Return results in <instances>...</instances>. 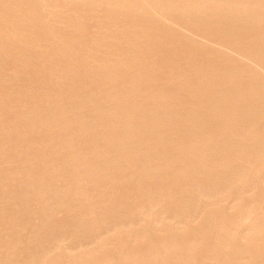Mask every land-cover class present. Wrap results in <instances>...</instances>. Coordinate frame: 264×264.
<instances>
[{
  "label": "bare ground",
  "instance_id": "6f19581e",
  "mask_svg": "<svg viewBox=\"0 0 264 264\" xmlns=\"http://www.w3.org/2000/svg\"><path fill=\"white\" fill-rule=\"evenodd\" d=\"M88 28L91 30L90 33L87 32ZM176 46L180 50V52L177 50L178 53L176 52ZM198 49L201 51L198 52ZM195 52L200 54L198 55ZM47 55L52 57L51 63L53 57H56V60H54L56 62L53 61L50 68L47 67L50 63V57L47 58ZM44 59H46V64ZM36 62L38 64L39 62H41L40 64L43 63L44 69L48 68V71H50L42 72L43 68L39 71ZM47 62L49 63L47 64ZM7 63L10 67L8 70L7 67L6 69L3 68L4 65L7 66ZM30 63H34V65L30 66ZM35 66L37 67L35 68ZM14 67L18 69L17 72H15L16 68L12 71ZM31 67L38 68L39 72L36 70V75L41 72L46 73L44 74L46 76H49V73L50 76H54L57 72L59 75L54 76L55 79L51 78L53 84L58 87L57 91L53 89L54 92L49 88L52 83L43 81L45 79H39L41 75H38L39 80L34 77L37 79V83L34 82V79V81L31 80L32 78L29 77L32 76V71L34 72ZM159 67L162 69L160 68L161 72L157 77ZM28 68L32 69V71L29 70L31 71L30 74L27 72ZM4 69L7 71L6 75L8 76H5V78L3 77L5 75ZM164 70H166L167 78L163 76L166 73L162 74ZM0 71V87L13 84L7 81L10 77L9 72L12 71L13 77L18 76L15 77V80L22 79L21 81L25 82L23 79L26 78V82L33 81L34 85L38 83L44 85L45 82L49 85L47 88L54 92L53 94L46 93V85H44L45 87L41 85H39L40 87H33L35 90L30 86L31 90L29 91L31 94L27 95L30 92L26 91L27 97L24 98L28 104H30L29 100L34 103L31 109L32 112L29 111L28 113L26 107L29 108V105L27 104L25 107V103L22 104L21 102L24 100L25 90L29 89V84L25 82L28 85H20V87H28L27 89L25 87L24 92H21V94L19 91L16 93L15 88L19 89L17 83H14L15 90H12L13 86L9 87L10 90L15 91L13 94H15L16 100H19L22 94L24 95L18 101L20 105L13 101V97H9L13 101L8 102L10 105L14 104L15 108L18 104L16 111L6 101L8 108L4 111L0 110L3 114V118L0 114V119H7L6 123H10L8 118L12 117L10 121L15 123L14 126L12 124L13 128L10 124L11 129L9 130L5 127L1 128L8 130V132L3 130L5 131V133L3 132L5 134V136L3 135L4 138H6L7 133H11L12 137L13 135L16 137L19 132L21 133L18 136L23 133V137H25V132L27 137L29 133L30 135L34 133L36 146L44 145L42 146L44 149L39 146L42 151L38 149L42 153L36 150L40 153L39 157L38 155L35 156L37 153L35 154L33 150L31 153V149L22 146L24 145L23 140H21L22 144L19 146L23 147L24 150L26 149V151L28 149L32 155L34 154L35 162L38 158L40 162L47 160L45 162L47 164L43 162L45 164L43 166L48 168L49 165V169L54 166L55 169L54 167L51 169L61 170L63 174L69 173L66 176L59 173V176L54 171L56 175L53 173V176H58L57 179L53 177L54 180H51V176H45L49 172L48 169H45L46 173L40 171L42 174L45 173L43 176H40L41 173L38 177L34 175L33 180L28 174L33 175L35 172L32 173L26 170L25 167L26 164L32 166L31 164L34 165L35 162L27 163L26 160H29L28 158L31 155L28 154L27 157V152L25 153L23 149L17 148L19 146L15 147L16 150L14 149L13 155L17 159L20 158L19 162L22 164L25 162L24 166H21L23 168H19V171L15 170L16 168L13 170V167H11L13 171L10 169L9 172V165L6 167L5 164L11 162L6 157L7 153L4 148H6L5 143H7V140L11 141V139H7V137V140L4 139L5 141L2 142V138L0 141L5 143L0 144L2 146V148L0 146V150L2 149L6 154L0 151L1 162L5 165H0V173L3 172L5 175L0 176L3 177L4 175L7 180L11 178L10 182H6L14 183H12V189L18 182L19 187L22 188L20 193L23 196L19 194L20 190H18L17 195L19 194L18 197L21 199L24 198L22 199L23 204H21L22 202L16 205L11 203L19 199L15 195L16 189L19 187H15L16 189H13L15 194L13 191H6L13 192L16 197L13 194H6V191L4 195L11 196V198L5 197L6 199L11 200L12 197L16 199L13 198L10 202L8 200L4 201V195L1 194L8 185L0 179V184L6 185L5 188L2 185V191L0 190L3 202L14 204L12 205L14 207L20 205L23 208L26 198H28L25 200L26 203L35 198L36 200H33V202L38 200V203H36L40 204V208L37 209L39 211L35 210L36 207L33 208L36 205L31 204L33 202H28L27 205L31 204L29 205L30 209L32 207L39 217V212H43L44 215L54 212L50 216H55V212L58 213V210L63 208L66 211L70 207L69 209L72 211L76 206L77 209L80 206H78L79 203H74V200L79 199V201L81 200L80 204L83 201L85 203L83 202L81 205L80 211L75 209L76 211L73 210L72 214L69 213L71 216L78 213V219L75 218L77 221L75 219L71 220L74 221L73 223H77L82 218L85 222L92 219L91 223L93 224L89 225L90 227L91 225L95 226V229L92 228L93 226L90 228L86 223V228H84L85 223L81 221L83 227L80 226V229L78 225V230L82 231L84 228L86 231L88 227L90 229H87L90 231L89 234L83 231L87 235L85 237L84 234V237H82L83 234H81V239L78 238L77 232L79 231L75 232L73 228L71 229L73 233L67 232L70 229L63 231V233L59 231L62 234L65 232L70 233L69 235L65 233L66 235L54 234L52 236L51 234L54 232L49 231L51 233L49 235L50 239L47 237V241L40 245L35 240L36 237L33 238L37 231L41 233L40 228H38L41 222L35 223L34 227L37 226L38 229L34 232L36 228L32 229L33 222H31L32 228L30 224V227L28 226L27 222H30L29 214L28 212L23 214V210L22 216L25 215L24 219L21 216L19 218L14 217L19 220L12 222L15 220H11L14 216L12 214H15L19 210L16 208L20 206L15 207L16 212L12 211L10 206L11 210H8L12 214L6 210L9 213V218L10 214L12 215L9 221L12 223L25 221L28 214L26 227L33 230H31L33 237L30 234L31 239L27 234L30 238L27 242L30 243L32 240L34 245L37 242L40 246L39 251L34 255V252L32 253L33 256L30 253L25 254L30 256L29 259L23 257L26 261L22 259L25 261L22 264H65L70 263L72 259L76 263L74 257L77 255L92 253L93 249L99 251L104 247L107 250L106 246L111 239L114 242L117 239L115 245L118 246L116 244L118 242L120 248L116 251L115 249H118V247L115 246L114 250L117 254L115 252V255L112 254L110 258L115 256L119 264H191L192 251H195L193 250L194 247L200 251V245L202 246L201 250L203 247L205 248L202 253L196 251L201 254V264H245L247 260H252L251 262L254 264H264V249L263 246H258L264 238V185L262 186L264 181V0H0ZM161 74L163 80L167 79L169 84L166 83V80L159 81L160 78L162 79ZM156 77L160 78L157 79ZM156 79L158 83H156ZM120 80L122 82L126 80L127 83L122 84ZM22 82L19 81V83ZM33 84L31 85L33 86ZM135 84H138V86L141 84L144 87L140 88L139 86L138 88ZM157 84L159 90L161 88L159 86H163L165 89L168 88L165 87L166 85H170L171 90L168 91L162 87L165 93H159L154 90L156 87L153 86H157ZM2 89L4 91V88L1 87L0 93ZM42 89L46 91L43 90V93ZM10 90L8 89V91ZM90 90H93V92L89 93ZM112 90L114 92L110 94ZM96 92L99 94L98 97L93 94H96ZM1 94V100H8V94L3 97L5 98L7 95L6 99H2L3 93ZM17 94H20V97ZM42 100L47 101L45 103L46 106H50V110L49 106L48 111L44 108L45 103L44 107L39 106L41 103L38 104V102H42ZM145 104H149L148 108ZM39 107L46 109V111H42V109L37 111ZM3 122L5 121L3 120L2 123L0 121V126L1 124L5 125ZM19 123H22L23 126ZM1 129L0 132H2ZM11 130H15L12 132L16 133L13 134ZM39 130H43L41 134H44L45 131L52 130L55 132L56 130L58 131L56 134L59 135H54L56 137L53 138L54 140L48 136L49 140L47 141H45L46 136L41 135L42 139L40 138V141L38 138V135L40 136L38 134ZM36 131H38L37 136ZM177 131H180L182 135ZM173 133L179 134L180 141H178V138H175L177 141L173 140ZM11 136L9 135V138ZM18 136L15 143H20L18 142L20 138ZM29 137L25 140H29ZM161 138L165 142L163 147L160 144L161 147H159L158 142L154 141ZM30 141H32L30 145L34 147L33 140L30 139ZM153 141L157 142L156 148L159 147V149L153 147L156 145L152 144ZM8 143L10 145V142ZM84 144H89L92 148L90 149L87 146L90 150L86 147L83 151L80 148ZM27 146L29 145L27 144ZM46 147H50L53 153L58 152L56 155L59 152H62V155L67 154L63 157L60 154L58 155L59 158L55 157L56 155L51 156V154L52 158H50L49 152H52L50 150L44 151ZM22 150L24 153H22ZM10 151L12 152V150ZM43 153L48 154L49 158L44 154L46 158L43 159V156H41ZM22 157L24 158L22 159ZM25 157H27L26 160ZM55 159L58 160L55 162ZM83 161L86 166L83 165ZM40 162L35 163V165L42 164ZM79 162L83 163V168L78 167L81 170L83 169L82 171L75 170L80 165ZM11 164L10 166H12ZM35 165L32 168H35ZM1 167H6L5 171L8 169L13 177H10L12 176L10 175L6 178L9 173L7 171L5 173ZM24 168L25 171H22ZM1 170L3 171L1 172ZM20 171L22 173L17 175V172ZM128 172L131 173V176L133 172V177L128 175ZM23 173L27 174H24L25 179L24 175L21 177L25 180V183H23L24 180L17 178V176L20 178ZM126 174L135 183V192L131 189L134 193L129 188L134 195H139L140 193L136 192H141L142 188L150 182H155L156 185H152L153 189L150 188L151 191L146 190L145 192L144 189L146 194L144 196L141 194L142 196H137V198L126 194L129 196L127 197L124 193L126 191V193H129V190L125 188V191L123 185V191H121L122 188L119 191L124 192L123 196L125 195L127 198L121 200V203L125 202L128 207L123 209L124 206L120 205L123 208L119 209L123 210L118 211L115 208L119 205L117 196L114 197L113 192L118 194L119 191L116 192V189H114L112 191L113 197L110 196V191L113 189L112 186L118 187L116 185L118 183L120 186L123 183L125 185L126 183L131 184L129 177H127V180L130 182L126 180ZM26 176L30 177H28L29 180L26 179ZM14 177H16L17 180L15 181L17 182H14ZM43 177L44 179L48 177L49 182L45 180L48 185L49 183L51 185L55 180H57L54 182L56 185L62 183L59 187L52 184L51 187L54 186V188L47 189L51 193L49 197H46L48 191L46 190L47 193H45L43 190L49 188L50 185L48 186L43 180H38V178L43 179ZM58 177L59 180L63 181H60V184H58ZM66 177L68 186L64 181ZM19 180L24 187L20 186ZM99 180L103 182L101 184L104 186L112 187L110 191L106 186V188H103L106 193L107 191L108 194L110 192V197L108 196L110 199H116V206L115 203L112 204L114 200L109 199L111 206H114L117 210L116 212L113 210L114 208H111L110 202L106 201L108 198L106 196H102L103 199L106 198L103 201L107 202V206H103L105 202L103 203L102 199L99 198L104 193L102 189L101 195H98L97 191L94 194L89 191L92 197L88 198L87 194L85 195L86 199L83 197L85 191H87L86 193L89 192L85 190L87 187L83 188L81 186L88 185L89 187V183L97 185V183H100ZM96 181L98 182L96 183ZM64 183L65 185H63ZM93 186L95 185L93 184ZM60 188L65 190L61 189V191ZM7 189H11V187H7ZM83 190H85L84 193L80 195ZM95 194L99 197L97 198ZM28 195L33 196L30 197L32 200ZM134 197L135 199H133ZM87 198L89 200L90 198L94 199L89 201ZM1 202L0 200L2 206H7ZM127 202H129V205ZM220 203L227 204L229 207H224V209L229 208L231 211L229 210L226 214L223 209H218ZM216 204L219 205L215 207V210H213L214 207L211 209ZM27 205H24V207L28 208ZM72 205L75 206L72 207ZM108 205L113 211L108 210ZM4 207L3 209L1 207V214ZM209 207L211 210L208 209ZM100 208H102V211ZM92 209L96 212L101 211V214L98 212V217L103 216L104 218L101 217L102 220L95 216L100 224H94L97 219H94L95 212ZM34 210H30L32 212L30 213L31 217L34 214L36 218ZM91 211H93V217L89 218ZM68 212L70 210L66 211V213ZM107 213H109L108 217L105 215ZM200 213L203 215V218H201L203 219L202 224L200 227H194L189 221ZM15 215H19V213ZM4 217L2 223L5 224L6 222L3 221L8 218V215ZM34 217L31 221L36 220ZM44 217H41L43 219L41 224L44 223ZM86 217L89 221L85 220ZM37 219L40 220V217ZM49 219L48 217L45 218L44 226L52 224V217L51 222L48 221ZM69 219L68 221L71 222ZM46 220L49 223L48 225H46ZM81 222L80 225H82ZM9 223H6L4 228ZM73 223L71 222L72 226L70 223L68 225L74 227L75 224ZM64 224L67 229V224ZM189 224L194 228L189 227ZM24 225L20 226L19 224V228ZM1 226L0 235L2 236V234H7L5 231L8 232L6 228L9 225L5 228L6 230L3 229L5 233L1 231V228H3ZM11 226L13 227V225ZM55 226V229L60 230L61 225L59 227H57L58 225ZM62 226L61 228H64ZM69 226L68 228H70ZM20 229L19 231L23 228ZM29 230L26 232L30 233ZM46 230L47 233L48 230ZM45 232L42 233L44 236L46 235ZM159 232L162 235H155ZM137 233L139 235L144 233L145 239L147 238L146 240L143 239L144 242L147 241L145 244L142 241L144 247L139 244L143 248L142 251L138 250L141 251L140 255H137V251L135 250V252L133 249L131 250L135 253H129L130 250H128L127 245L129 239L124 237L127 235L129 237L131 234L137 236ZM39 234L37 235L40 236ZM10 235H7L8 239H11L9 237L12 236L15 239L14 233H10ZM152 235L158 237H155L157 240L152 238L154 237ZM45 238L46 236L43 239ZM240 239L241 242L248 241L242 244ZM5 240L3 238L0 241L2 243H0V246L6 242ZM16 241L20 243L19 239ZM9 242L11 243L10 240ZM12 242H15V240ZM72 242L76 244L70 245ZM21 243H23V240H21ZM262 243H264V240ZM4 245H7L8 249L4 251L2 248L4 246L0 247V264H13L15 260H12L13 256L11 257V255L15 256L17 254L14 250L15 243L12 244L13 246L10 244L13 251H9L11 249L9 244ZM16 250H18V246ZM106 250L105 253L107 251L110 253V249ZM1 251L5 252H2L4 253L3 257H1ZM22 251L19 252L22 254ZM103 252L101 251L102 255H105ZM108 253L106 255L111 254ZM19 255L18 257L21 258V255ZM86 256L89 257V254ZM105 256H102L103 258L96 256L99 260L104 259L103 261L87 260L86 262V257L83 256L85 260H79V263L110 264L108 262L110 258L105 260ZM195 256L194 259L197 258ZM115 259H113V262L116 264ZM64 261L66 262L64 263ZM200 262L198 263L200 264ZM15 263L21 264L18 260Z\"/></svg>",
  "mask_w": 264,
  "mask_h": 264
},
{
  "label": "rangeland",
  "instance_id": "374dc122",
  "mask_svg": "<svg viewBox=\"0 0 264 264\" xmlns=\"http://www.w3.org/2000/svg\"><path fill=\"white\" fill-rule=\"evenodd\" d=\"M89 31L91 32V30L88 28V31H87V32L90 33ZM179 46H180V45H179ZM182 46H183V45H182ZM176 47H177L176 52H177V50L180 52V50L178 49L179 47H178V46H176ZM180 47H181V46H180ZM184 48H185V47H184ZM180 49H182V48H180ZM198 50H199V49H198ZM202 50H203V49H202ZM181 51H182V50H181ZM200 51H201V50H199L198 52H200ZM177 53H178V52H177ZM195 53L198 54L197 52H195ZM199 54H200V53H199ZM199 54H198V55H199ZM48 57H50V56L47 55V58H48ZM47 58H46V59H47ZM51 58H52V57L49 58L50 63L47 62V64L49 63V65H47L48 68H50V65L53 64V61H54V60H56V57H53L54 59H52L53 61H52V63H51ZM46 59H44V61H45ZM32 62H33V61H32ZM55 62H56V61H54V63H55ZM34 63H35V62H34ZM34 63H30V66H32V64L34 65ZM40 63H41V62H39V64H40ZM36 64H37V66H39V67H38V68H39V71H40V69H42V68L44 69V67H43V63L40 64V65H42V66H40L37 62H36ZM45 64H46V61H45ZM8 65H9V64L7 63V66L4 65L3 68L5 67V69H6V67H7V70L10 69V67H9ZM37 66H35V68H36ZM44 66H45V65H44ZM11 67H12V66H11ZM40 67H41V68H40ZM45 67H46V66H45ZM47 67H46V68H47ZM162 67H163V66H162ZM3 68H2V69H3ZM15 68H16V67H14L13 70H12V68H11V70L14 71ZM18 68H19V67H18ZM31 68L34 70V72L32 71ZM31 68H28V69H27V70H28L27 72H28V74H30V72L32 71V73H31L32 76L30 75L31 77H29V78H32L31 80L34 79V80H35V81L33 80L34 82H36V80H37V79L39 78V76L41 75L39 79H41V80H42V79H45V80H43V81H45V82L49 81L50 83L53 84V80H52L51 78L53 77V78L55 79L54 76H56V75L58 76V75H59V74H57V72H56V73L54 72L56 75H54V76H53V75L50 76V73H49V76H50V77H49V76L44 75V74H46V73L43 74V73L40 72V74H38V75H39V76H38V75L35 74V73H37V72H35V71H36L38 68H37V69H34L33 67H31ZM48 68H47L46 70L44 69L43 71H42V70H41V71H42V72L48 71ZM160 68H161V67H159V69H157V70H159V72H157V77L159 76L158 74L161 72L160 70H161L162 68H161V69H160ZM163 68H164V67H163ZM5 69H4V71H3L5 75L3 76V75L1 74L4 78H5V76H7V75H6V72H7V71H6ZM17 70H18V69L16 68V69H15V72H17ZM29 70H31V71H29ZM12 71H10L9 73L11 74ZM19 71H20V69H19ZM37 71H38V70H37ZM39 71H38V72H39ZM49 71H50V70H49ZM49 71H48V72H49ZM162 71H163V70H162ZM165 71H166V70H164V72H162V74H163V73H166ZM0 72H1V71H0ZM167 72H168V71H167ZM7 74H8V73H7ZM10 74H9V76H10V77H9V80H7V81L12 82L13 84H12L11 86H8V85L6 84V85H7L6 87L10 90L9 87H12V86H13V87H12V90H15V89H16V93H17V91H19L20 94H21V92H24L23 89L26 87V86L22 87L24 84H25V85H28V84H29V85H28L29 89H27L28 87H26L25 89H27V90H25L24 94L27 93L26 91L31 90V88L34 89V88H36V86H39V85H41V86H43V87H45L44 85H46V88L49 87V85L45 84V82H44V85H42V83H38V84H35V85H34V84L32 83L33 81H31V82H26V78L23 79V81H25V82L28 83V84H26L25 82H22V81H21L22 79H21V80L18 79V81H17V80H15V77H16V76L13 77L12 75H14V74H13V73H12L11 75H10ZM33 74H35L36 76H35V75L33 76ZM42 74H43V76H42ZM162 74L160 75V77H162ZM47 75H48V73H47ZM45 76L47 77L48 80L45 78ZM163 76H166V78H167V73L164 74ZM7 77H8V76H7ZM17 77H18V76H17ZM17 77H16V78H17ZM34 77L37 78V79H35ZM41 77H42V78H41ZM43 77H44V78H43ZM157 77H156V78H157ZM160 77H159V78H160ZM10 78H12V79H10ZM57 78H58V77H57ZM159 78H157V79H159ZM164 78H165V77H164ZM6 79H8V78H6ZM39 79H38V80H39ZM157 79H156V80H157ZM12 80H13V81H12ZM160 80H161L162 82H163L164 80H166V83H167V79H164V80H163V77H162V79L160 78L159 81H160ZM15 81H17V82H15ZM19 81L22 82V83H19ZM28 81H30V80H28ZM43 81H42V82H43ZM54 81H55V80H54ZM120 81H121V80H120ZM123 81H124V78H123ZM49 82H48V83H49ZM121 82H122V81H121ZM162 82L159 83V84L161 85ZM14 83H17V84H18V85L16 84L17 87L19 86V89H18V90H17V88L14 89V86H15ZM36 83H37V82H36ZM118 83H120V82H118ZM124 83H127L126 80H125V82H122V84H124ZM156 83H158V80H157ZM164 83H165V82H164ZM31 84H33V86H32ZM52 84H50V87H49V88L52 89V90H53V89H56L55 91H57L58 87L55 86L54 84H53V85H52ZM167 84H169V83H167ZM0 85H1V84H0ZM9 85H10V84H9ZM20 85H22V86H21L22 89H20V88H21ZM135 85H136V84H135ZM155 85H156V84H155ZM155 85H153L154 87H156V88H154V90L157 91V92H159V93L161 92L162 94L165 93V90H168V91H169V89H170V85H169V86L166 85L165 87H168V88H166V89H165L163 86H159V87H161L160 90H159V88H157V87H158V84H157V86H155ZM163 85H164V84H163ZM30 86H31V88H30ZM51 86H52V88H51ZM54 86H55V88H53ZM120 86L124 87L123 85H120ZM136 86H137L138 88H139V86H140V88H141V87H144V86H141V84H140L139 86H138V84H137ZM1 87L4 88V91H3V89H2L3 92L1 91V93H3V96H2L1 98H2V99H6V96H7V95L5 96V98H3V97H4L5 94H8V96H7L8 100H7V99H6V100H1V99H0V101H1V104H0V105H2L1 108H0V110H3V111H4L6 108H8V105H7L8 102H13V101H14L15 103H18V104L20 105V102H18V101L21 100L20 98H21L22 95H24V94H22L21 97L19 96L20 94H19V95L17 94L18 97H20V98H19V100H16L15 97H14L15 94H13V92L15 93V91H12V90L8 91V89H7L4 85H2ZM1 87H0V90H1ZM33 87H34V88H33ZM39 87H40V86H39ZM43 87H41V88H43ZM162 87H163L165 90H164ZM5 88H6L7 90H6ZM118 88H119V86H118ZM50 89L47 88V91H46L45 89H42V92L44 93L43 90H45L46 93L53 94L55 91H54V90H53L54 92H53V91H50ZM126 89H127V87H126ZM157 89H158V90H157ZM162 89H163V90H162ZM22 90H23V91H22ZM34 90H35V89H34ZM48 90H49V91H48ZM113 90H114V89H113ZM113 90L110 91V94H113V93H112V92H114ZM124 90H125V89H124ZM161 90H162V91H161ZM170 90H171V89H170ZM115 91H116V90H115ZM163 91H164V92H163ZM5 92H6V93H5ZM29 92H30V91H29ZM33 92H34V91H33ZM90 92L92 93L93 90H90L89 93H90ZM1 93H0V96L2 95ZM4 93H5V94H4ZM46 93H45V94H46ZM9 94H10V95H9ZM28 94L30 95L31 92H30V93H27V95H28ZM93 94H94L96 97H98V95H99V94H97V92H96L97 95H96L95 93H93ZM12 95H13V96H12ZM27 95L25 94V95L23 96V98H24V97H27ZM10 96L13 97V101H12V99H9ZM95 96H94V97H95ZM16 97H17V96H16ZM23 98H22V100H23ZM14 99H15L17 102H16ZM26 99H27V98H26ZM5 101H6L7 103H5ZM23 101H24V102H23ZM23 101H22L21 103H22V104L25 103V107H26L27 104H28V102H26L27 100H25V98H24ZM3 102H4V103H3ZM31 102H32V101H31ZM31 102H30V100H29V103H30V104H28V105H29V108H30V105L32 104L30 110H28V109H29L28 106L26 107L28 113H29V111L32 112L31 109L33 108V103H34V102H33V103H31ZM42 102H43V103H42ZM42 102H38V104L41 103V104H39L40 107H41V105L43 106L44 103L47 102V101H46V100H45V101L42 100ZM2 103L5 104L6 106L3 105ZM8 104H9V103H8ZM11 104H13V103H11ZM18 104H16L17 107H18ZM22 104H21V105H22ZM38 104H36V105H38ZM149 104H150V103H149ZM149 104H145L146 108H148L147 106H149ZM9 105H10V104H9ZM13 105H14V104H13ZM13 105H10V106H12L11 108H13L14 110L17 109V107L15 106V108H14ZM36 105H35V106H36ZM46 105H47V104L45 103V107H44V106H43V107L46 108L47 111H48V106H49V105H48V106H46ZM10 106H9V107H10ZM40 107L38 108V110H37V109H36V110H37V111H40V109H42V111H46V109H44V108H40ZM2 108H4V109H2ZM35 108H37V107H35ZM43 109H44V110H43ZM50 109H51V108H50V106H49V110H50ZM15 111H16V110H15ZM3 113H4V112H3ZM33 113H35V111H33ZM42 113H43V112H42ZM0 114H2L1 111H0ZM4 114H5V113H4ZM31 114H32V113H31ZM0 116H1V115H0ZM11 116H12V115H11ZM1 117L3 118V114H2ZM5 117L7 118V116H5ZM5 117H4V118H5ZM8 117H9V116H8ZM10 118H11V120H12V117H9V118H8V120H9L10 123H6V120H7V119H0L1 123H2L3 120L5 121V122H3V124H5V125H2V124H1L0 129L3 128V127H5L6 129L9 130V129H11L10 124H11V126H12V124H13V126H14L15 123H13L14 121H10ZM98 121H99V120H98ZM7 122H8V121H7ZM19 124H20V123H19ZM6 125H7V127H9V128H7ZM20 125L23 126L22 123H21ZM13 126H12V128H13ZM5 128H4V129H1L2 132H0V134L3 133V132L5 133V131L8 132V130H6ZM3 130H5V131H3ZM22 130H23V129H22ZM25 130H26V129H25ZM12 131H15V130H11V132H12ZM23 132H25V131H23ZM47 132H48V134H49V133H50V134H49V135H48V134L46 135ZM56 132H58V131L55 130V132H53L52 130H49V131H45V132H44L45 135H44V134H41V133H43V130H42V131L39 130V133H38V131H36L35 133H36V136H37V133L40 134V136H41V135H42V136H46V137H45V138H46L45 141H47V140H49L50 137H51L52 139H53V138L55 139V138H56L55 136L57 135ZM71 132H72V130H71ZM177 132H179V134L181 133L180 131H177ZM177 132H176V133H177ZM4 133L0 135V138H1L0 140H2V138H3L2 142L5 141V140H7V139H11V141H13V142H11L10 140H7V143L4 142V143L6 144V148L3 147L4 149H6V150H4V151H5L7 154L9 153L8 155H10V156H8L5 152H3L2 149L0 150L1 152H3V153L6 154V157H7V158L9 159V161L12 163V164L10 163L12 166H10V164H8L9 162H8L7 164H5L6 167H8V165H9V167H10V168L8 167L9 172L12 170L11 167H13V170L16 168L15 170H18V171H19V170H20L19 168H23V167H21V166H24V163H25V162H23V164H22L21 162H19V161H20V158L17 159V157H15V156L13 155V151L16 150L15 147H17V146H19V145L22 144V143H21V140H23V142H24V143H23L24 145H22L23 147L25 146L26 148L28 147L29 150L31 149V150H30L31 153H32V150L35 152V154L37 153L35 156L38 155V157H39L40 153H42V152H40V151H42V150L39 149V148H40L39 146H41V145H39V146L37 145V146H38V147H37L36 144H35L36 140H35V136L33 135L34 133L32 134L34 137H33L32 135H30V133L28 134L30 137L32 136L31 138L28 136V137H29V140H25V138L28 139V137L26 136V134H27L26 132H25V137H23V135H22L23 133L21 134L22 136H21V135L18 136V134H20L21 132H19L18 134H16V137H17V136H18V138L20 137V138H19V141H18V142H20V143H15L17 138L14 137L13 134H15L16 132H12V133H13L12 135H13V137L15 138V140H14V138L11 136V133H10V134L7 133L8 135L6 134V138L8 137L7 139L4 138V136H5ZM176 133H175V134H176ZM175 134L173 133V136H174ZM179 134H176L174 137L172 136V138H173L174 141L176 140L175 138H178V141H180V140H179V138H180ZM3 135H4V136H3ZM9 135L11 136L10 138H9ZM54 135H55V136H54ZM58 135H59V134H58ZM58 135H57V136H58ZM180 135H182V133H181ZM2 136H3V137H2ZM40 136L38 135V138H39V139H40V138L42 139V136H41V137H40ZM48 136H49V138H48ZM53 136H54V137H53ZM185 136H186V135H185ZM21 137H22V138H21ZM181 137H182V136H181ZM186 137H187V136H186ZM12 138H13V139H12ZM33 138H34V139H33ZM38 138H37V141L39 140ZM51 138H50V139H51ZM4 139H5V140H4ZM30 139L33 140V142H34V140H35V142H34L33 145H34V147H37V148L33 149L34 147H32V146L30 145V144H32V141H30ZM41 139H40V141H41ZM43 139H44V138H43ZM54 139H53V140H54ZM181 139L183 140V137H182ZM24 140H25V141H24ZM162 140H163V138H161V139H156V140H154V141H157V142H158V143H157V142H156V143L158 144L159 147H161V146L163 147V146H165V142L162 141ZM26 141H27V142H26ZM42 141L45 142L44 140H42ZM154 141L152 142L153 145L156 144ZM176 141H177V140H176ZM2 142L0 141V144H1V145L4 144V143H2ZM8 142H10V145H9ZM29 142H31V143H29ZM52 143H55V142H52ZM162 143H163V144H162ZM176 143H177V142H176ZM16 144H17V145H16ZM27 144H28L29 146H27ZM55 144H56V143H55ZM157 144L154 145L153 147L156 148V147H157ZM159 144H160L161 146H160ZM1 145H0V146H1ZM8 145H9V146H8ZM15 145H16V146H15ZM3 146H4V145H3ZM42 146H44V145L42 144ZM42 146H41V148H42ZM84 146H85V147H84ZM87 146H88L90 149L92 148V146H89V144H84V145L82 146L83 149L80 148L81 146H80L79 148H80L81 150L84 151V149H85ZM9 147H10V148H9ZM23 147L21 148V146H19V147H17V148H20V149H23V150H24ZM88 147H87L86 149H89ZM159 147L156 148V149H159ZM1 148H2V146H1ZM46 148H48V149H46ZM46 148H45L44 151H49V150L51 151L50 147H46ZM79 148H78V149H79ZM14 149H15V150H14ZM20 149H17V150L21 151ZM28 149H27V151H26V149H25L24 151H25V153L27 152V154H26L27 157L29 156L28 154L31 155L28 159H29V160L32 159V160H31V161L26 160L27 157H25V160L27 161V163L30 162V164H31L32 161H33V162L36 161V158H34V157H35L34 154L32 155L31 153H29L30 151H29ZM38 149H39L40 151H39ZM42 149H44V148H42ZM90 149H89V150H90ZM8 150H9V152H8ZM10 150H12V152H11ZM23 150H22V153H24ZM36 150H38L40 153H39L38 151L36 152ZM85 151H87V150H85ZM51 152H52V151H51ZM54 152H55V151H54ZM10 153L12 154V156H11ZM38 153H39V154H38ZM46 153H48V152H46ZM46 153H43V154L41 155V156H43V159L46 158V155L48 156V154H46ZM56 153H58V152H55V153H53V152L50 153V152H49V156H50L51 154H52L51 156H55ZM64 153H65V152H64ZM44 154H46V155H44ZM60 154H61V155H60ZM66 154H67V153H66ZM66 154H63V155H62V152H59V154H57L55 157H58V155H60L61 157H63V156L66 155ZM0 156H1V155H0ZM33 156H34V157H33ZM41 156H40V158H41ZM49 156H48V158H49ZM51 156H50V158H52ZM9 157H11V158H9ZM13 157H15V158L12 159ZM55 157H54V158H55ZM0 158H1V157H0ZM23 158H24V157H22V159H23ZM48 158H47V159H48ZM54 158H53V159H54ZM58 158H59V157H58ZM5 159H6V158H5ZM10 159H11V160H10ZM22 159H21V161H22ZM13 160H14V161H13ZM38 160H40V159L38 158ZM38 160H37V162H40V161H38ZM56 160H58V159H55L54 161L56 162ZM23 161H24V160H23ZM86 161H87V160H86ZM0 162H1V159H0ZM33 162H32V163H33ZM37 162H35V163H37ZM43 162H44V160H43L42 162H40V163H42V164H40L41 166H40L39 164H36V165H35V163H34L36 169H35V168H32V167H34L33 164H31L32 166H30L29 164H26V165H27V166L25 165V166H26V167H25L26 170L31 171L32 173L35 172L36 174H35V173H33V175H32L31 173L28 174L27 171H26V173H27L29 176H31V178L33 179V178H34V175H36V177H38V175H39L41 172L45 171V169H46V170L48 169V171H49V172L47 173L48 175L45 174L47 171H45V173H43V174H45V176H49V177L51 176L50 179L52 180L53 177H54V176H53V173H54V171H56V170L51 169V168L54 167V166H52V167L50 166V167H51L50 169H49V165H48V168L45 167V166H43V165L47 164V163H45V162H47V160H45V162H44L45 164H43ZM51 162H52V159H51ZM51 162H49V163L51 164ZM20 163H21V164H20ZM49 163H48V164H49ZM83 163H84V164H83ZM83 163H82V164H83L84 166H86V163H85L84 161H83ZM89 163H90V161H89ZM79 164H80L81 166L78 165V164H77L78 166L76 165L77 167L75 166V167H76V168H75L76 171H77V170H79V171H82V170H83V169L81 170V169L78 168V167H81V168L84 167L80 162H79ZM0 165L3 166L4 164H2V162H1ZM5 165H4V166H5ZM28 165L30 166V168H29ZM38 165H39V166H38ZM51 165H53V164H51ZM87 165H88V164H87ZM19 166H20V167H19ZM36 166H37V167H36ZM6 167H5V168H6ZM1 168H3V167H1ZM5 168H3L4 172L6 173V171H7V173H9V172H8V169H6V171H5ZM25 168H24L23 170H22V169H21V170H22V171H25ZM31 168H32L33 170H32ZM77 168H78V169H77ZM10 169H11V170H10ZM54 169H55V167H54ZM3 170H1V172H2ZM13 170H12V171H13ZM37 170H38V171H37ZM41 170H42V171H41ZM50 170H51V171H50ZM70 170H71V169H70ZM22 171L17 172V175H18V174H21ZM40 171H41V172H40ZM130 171H132V170H130ZM130 171H129V172H130ZM133 171H134V170H133ZM15 172H16V171H15ZM15 172H14V173H15ZM38 172H39V173H38ZM57 172H58V173H57ZM65 172H67V171H65ZM65 172H64V173H65ZM126 172H127V171H126ZM129 172H128L127 174L131 176V173L129 174ZM12 173H13V172H12ZM59 173H60V174H63V172H62L61 170H59V171L57 170V171H56V174L59 175ZM2 174H4V173H3V172L0 173V175H2ZM24 174H25V173H23L22 176H20V178H19V176H17V175H16V176H17L18 179H22V181H23V180L25 179V175H27V174H25V175H24ZM43 174L41 173L40 176H41V175L43 176ZM54 174H55V173H54ZM56 174H55V175H56ZM66 174H67V173H66ZM66 174H63V175L66 176ZM127 174L125 175L126 180L128 179L127 177H129V176H127ZM4 175H5V174H4ZM4 175H3V177L0 176V177H1L0 179H2V181H5L4 184L8 185V186H7L8 188L11 187V189H12V185H13L14 183H13V182L8 183V182L11 181V180H10L11 178H8V177H9L10 175H12V174L9 173L8 176H7V174H6V176H7L6 178H8L10 181L7 180V179H5V178H4ZM23 175H24V179L21 178V177H23ZM58 175H57V176H58ZM63 175H61V176H63ZM67 175H69V173H68ZM14 176H15V175H14ZM29 176H28V177H29ZM40 176H39V177H40ZM45 176H44V177H45ZM57 176H55L56 178H55V177H54V178L57 179ZM59 176H60V175H59ZM10 177H13V175L10 176ZM28 177L26 176V179H27ZM44 177H43V179H39V178H38V180H43V181L46 180L47 182H49V181H48V180H49L48 177H47V179H46V178L44 179ZM131 177H133V172H132V176H131ZM131 177H129V180H130V181H131V179H130ZM14 178H15V179H14ZM14 178H13V179H14V182H17V181H15V180H17L16 177H14ZM29 178H30V177H29ZM29 178H28V180H29ZM40 178H42V177H40ZM61 178H62V177H61ZM63 178H64V177H63ZM63 178H62V179H63ZM3 179H5V180H3ZM35 179H37V178H35ZM33 180H34V179H33ZM53 180H54V179H53ZM58 180H59V177H58ZM66 180H67V177L64 179V181L66 182ZM124 180H125V179H124ZM132 180H133V179H132ZM0 181H1V180H0ZM6 181H8V182H6ZM26 181H27V180H26ZM46 181H45V183L48 185V183H47ZM55 181H57V180H55ZM55 181H53V183H52V181H50V182L55 186V185H56V184H54ZM60 181H61V180L58 181V184H60L61 182H63V181H61V182H60ZM127 181H128V180H127ZM130 181H128V182H130ZM19 182H20V180H19ZM97 182H98V181H96V183H97ZM99 182H100V183H97V185H96L95 183H91V184L89 183V187H90V188L88 187V185H87V186L82 185L81 187H83V188H84V187H87L85 190H88V192H89V191H92V192H93V193L91 192L92 194H94V192L96 193V191H97V194H98V195H99L100 193H102L101 191L103 190L104 193H103L102 195L100 194L101 197L98 196L99 198L102 199V202H103V203L105 202V201H103V200H106V198L103 199L102 196H104V197H105V196L108 197L109 194H110V192H111L110 196H112V191H113L114 189H116V192H117V191L120 190V188H122L121 191H123V185H124V190H125V191H126L125 188H127V190H129V188H130V190H131V189L134 190V187H135V185H134V184H135L134 181H133V182L131 181V182H130V183H131L130 185L127 184V183H126V185H125V183H123V184H121L122 186H120L119 183H118V184H116V185H118V187H117V186H112L113 189H112V187L109 188L110 186L108 187V186L105 185L106 187H108L109 191L112 189V190L109 192V194H108V191H107V193H106V191H105L104 188H103V187H105V186H104L103 184H101V183H103V182H102L101 180H99ZM263 182H264V181H263ZM263 182H262V186L264 185ZM12 183H13V184H12ZM23 183H25V180L23 181ZM23 183L20 182V184H21L20 186H21V187H24ZM56 183H57V182H56ZM16 184H17V186H16ZM16 184L13 186L14 188H15V187H17V188L19 187L18 182H17ZM52 184H51V185H52ZM61 184H62V183H61ZM61 184H60V185H61ZM93 184H94L95 186H93ZM100 184H101V186H100ZM132 184H133V185H132ZM153 184H154V185H153ZM166 184H167V183H166ZM2 185H3V183L0 184V188H1L0 190H1V191H2V188H3V187L5 188V186H6V185H3V187H1ZM49 185H50V183H49ZM49 185H48V186H49ZM51 185H50L49 188H46V189L43 188V187H45V186L43 185L42 188L45 189V190H43V189H42V190L45 192L47 189H50V190H51V188L53 189L54 186L51 187ZM60 185H56L55 187H57V186L59 187ZM63 185H65V183H64ZM66 185H67V182H66ZM112 185H113V184H112ZM152 185L155 186L156 183H155V182H154V183H153V182H150V184H146V186H145L144 188H142V191H141V192H138V191L136 192V193H140L139 195H137V194L134 195V194H133V193L135 192V190H134V192L131 190L133 193H132L130 190L128 191L129 193H126L127 191H126L125 193L119 191L120 193L118 192V194H117V193L115 194V193L113 192L114 197L117 196L116 198H117V201H118V202L116 201V199L111 198L112 200H114V202L112 201V202H113L112 204L114 205V203H115V206H116L117 203H118L119 205L116 206L115 208H116L118 211L123 210V209L127 208L128 206L126 205L125 202H123V203H125V204L121 203V202H122L121 200H126L125 198H127V197H129V196H131V197H132V196H135L136 198H137V196H140V197H141V196H142L141 194H143V196H144V194H146V193H145L146 190L151 191V189H153V188H152V187H153ZM67 186H68V185H67ZM98 186H99V188H98ZM150 186H151V187H150ZM7 187H6L5 189H3V190H4V191H2L3 193L0 192V194L2 193V194H1L2 196L4 195V192H5L6 190H8V191H9V190H10V191H13L14 194H15V191H14V190H15L16 188H15V189L13 188L14 190H13V189L11 190V189H7ZM46 187H47V186H46ZM61 187L63 188L64 186H61ZM81 187H80V189H81ZM92 187H93V189H92ZM101 187H102V188H101ZM106 187H105V188H106ZM114 187H116V188H114ZM62 188H60V190H61ZM64 188H65V187H64ZM117 188H119V189L117 190ZM150 188H151V189H150ZM263 188H264V186H263ZM20 189H22V188L19 187L18 189H16L17 191H16V194H15V195L17 196V198H19L18 196H19V194H21V193H20V192H21ZM101 189H102V190H101ZM144 189H145V192H144ZM18 190H20V191H19V194L17 195ZM50 190H49V191L47 190L48 193L45 192V193H47V196H46V197H49V195H51ZM62 190H65V189H62ZM62 190H61V191H62ZM85 190H83V192H82L80 195H82V194L84 193ZM99 190H100V192H99ZM6 192H7V191H6ZM6 192H5V193H6ZM13 192H12V193L7 192L6 194H8V195L10 194V195H11V194H13ZM44 192H43V193H44ZM86 192H87V191H85V193H84V196H83L84 198H85V195H86V194H87L86 196H88V198H89V197H92V194H90V192H89V193H86ZM142 192H143V193H142ZM45 193H44V194H45ZM121 193H122V194H121ZM123 193H124L125 195L128 194L129 196H128V195H126L127 197H126L125 195L123 196ZM14 194H13V196H14ZM89 194H90V195H89ZM97 194H95L96 197H97ZM106 194H107V195H106ZM132 194H133V195H132ZM21 195H22V194H21ZM21 195H20V197L23 196V195H22V196H21ZM115 195H116V196H115ZM121 195H122V196H121ZM2 196H0V197H1L0 200L3 202V199H4L5 197H7V195H6V196L4 195L3 199H2ZM16 196H14V197H16ZM28 196H29V195H28ZM93 196H94V195H93ZM110 196H109V197H110ZM119 196H120V197H119ZM8 197L11 198V196H8ZM8 197H7V198H8ZM14 197H12L11 200H13ZM30 197H33V196H29V198H30ZM51 197H52V196H51ZM79 197H80V196H79ZM79 197H78V198H79ZM81 197H82V196H81ZM98 197H97V198H98ZM109 197H108L107 200H106L107 202H110V201H109V199H110ZM112 197H113V196H112ZM121 197H122V198H121ZM135 197H134L133 199H135ZM140 197H138V198H140ZM84 198H82V199H84ZM88 198H87V200H89ZM118 198H119V199H118ZM14 199H16V198H14ZM19 199H20L21 201L18 202L17 200H19ZM19 199H16L17 202L14 200V201H12L11 203H15V205H16L17 203L19 204L20 202L23 201L22 199H24V198H22V199L19 198ZM27 199H28V198H26L25 200H27ZM30 199L32 200V198H30ZM76 199H77V198H76ZM85 199H86V198H85ZM91 199H94V198H90V200H91ZM101 199H100V200H101ZM111 199H110V200H111ZM7 200H8L9 202L11 201V200L6 199V198H5L4 201H7ZM25 200H24V205H27L28 202L31 203V202H33V200H36V199L33 198L32 201H27V203L25 202ZM90 200H89V201H90ZM37 201H38V200H37ZM37 201H34V202L31 203V204H34V205L36 204L35 206H33V205H32V206H33L34 209H35V207H36V209H35L36 211H39V210H37V209L40 208V207H39L40 204H37V203H38ZM77 201H78V202H77ZM77 201L74 200V203H75V202H76V203H79V205H78V204H77V205L80 206V207H81V205L83 204V202L85 203V201H83V200H82V201H83L82 204H80V201H81V200L79 201V199H77ZM2 202H1V203H2ZM9 202H6V203L3 202V203L5 204V206L7 205L6 207L2 206L3 204H0V205H1V206H0V211L3 209V207H4V210H5V211L3 210L2 214L0 213V219H1L0 222L2 223V220H3L2 218H3L4 216L6 217V216L8 215V218H7V219L4 217L5 219H4L3 222H6V223H9V222H10L9 224L6 225V227H7L8 225H9V227H10L11 225H13V227L11 226V227H10L11 229H10L9 227H8V228L5 227V228L8 230V232H9L10 230H11V232L8 233L7 231H5L7 234H4V235L1 233L2 236H4L3 238L6 239V240H5L6 242H5V241H2V242H5V243H3V245H2V246H4V247H2V246H0V247H2L3 250L5 251L6 249H8V246H7V245H4V244H9V247H11V246H13L12 244L15 243V245H14V246H15V247H14V250H15V253L17 252V254H16L17 257L15 258L16 255H15V256H14V255H11V257L13 256V259H12V260H15V261H13V264H18V263H15L16 260H18V262L22 264V263H24V262L26 261L23 257H25V258L27 257V258H28L30 255H32L33 252H34V253H33V255H34L37 251H39V250H40V246H38V243L41 245V243H44L45 241H47V237H49V235L51 234V233H50L51 231L54 232L53 234H51L52 236H53L54 234H61V235H64L65 233H66L67 235H69L70 233H67V232H72V233H73V231L71 230L72 228H73V230H75V232H77V230L79 229L80 226L83 227V224H82L81 221H83V223H85V224H84V228H86V223H88V225H89V224H93V223H91L92 219H91V221H89V220L87 219L88 217H86L85 220H88L89 222H85L83 218H82V220H80V222H81L82 225H80L79 220H78L77 223H73L74 221H72V220H74L75 218L78 217V215H77L78 213L76 212L77 214H76V215H73V216H71L69 213L72 214V213H73L74 211H76L77 209H78V210L80 209V207L76 209V206H75L76 204H75V205H72V207L75 206V209H76V210L73 208L72 211H71V209H69V208H70V207H69L68 210H66V211H69V210H70V212L66 213V211H65L64 208H63V209L58 210V211H59L58 213H57V211H56V212H55V216H54V215H53V216H50V215H51L52 213H54V212H52L51 214H48L49 216H48V215H44L43 212H41V213L39 212V214H40V216H39V217H40V220H39V219H37V218H39V217H38V214L35 213L36 211H35L34 209H32V207H31V209H30V206H29V205H31V204L27 205V206H29L28 208H25L24 205L22 206L23 208H21L20 205L15 206V207L20 206V207L16 208L17 210L19 209V210L16 212L15 207L12 206V205H14V204L11 205ZM36 202H37V203H36ZM107 202H105V204H104L103 206H105V205L107 206V204H106ZM116 202H117V203H116ZM25 203H26V204H25ZM39 203H40V202H39ZM74 203H72V204H74ZM86 203H87V202H86ZM9 204H10V205H9ZM21 204H23V202H22ZM108 204H109V203H108ZM112 204H111V202H110V206H111ZM127 204L129 205V202H127ZM220 204H221V205L218 204L219 207H220V208H218V209H223V210L226 212V214H228V211H229L230 209H229V208L226 209V210L224 209V207L227 208L228 205H227V204H226V205H223L222 203H220ZM120 205H123L124 208H123L122 206H120ZM218 205L216 204L215 206H212L211 209H213V207H214L213 210H215V207H217ZM10 206H11L12 211L16 212L15 214L19 213V215L12 214L11 211L9 212L8 209H10ZM110 206L108 205V210H112V209L114 208V206H111V208H112V209H111V208H109ZM1 207H2V209H1ZM8 207H9V208H8ZM12 207H14V208H12ZM38 207H39V208H38ZM72 207H71V208H72ZM228 207H229V206H228ZM24 208H25V209H24ZM103 208H104V207H103ZM115 208H114L113 210L116 212L117 210H115ZM119 208H123V209H119ZM230 208H232V207H230ZM11 209H10V210H11ZM13 209H15V210H13ZM29 209H30V210H34L33 212L35 213L36 218L34 217V214H33V217L36 219L35 221H31L33 217H31V213H32V212H31ZM65 209H66V208H65ZM208 209H210V207H209ZM211 209H210V210H211ZM6 210H7L9 213H11L12 215H14V216H12V215L10 214V218H11V216L13 217V218H11V220H13V219H15V218H17V217L19 218L20 216L24 219L25 215L22 216V212L24 211L23 214H26L25 212H28V214H29V216L31 217V219H30V217H29L28 214H27V216H28V218H29V220H30V222H27V224H28V226H29V224H30V226H31V228H32L31 222H33V228H32V229H34V228L37 227V226L34 227V225H36V224H35L36 222L40 221V222L42 223L41 220H43L42 218H43L44 216H47L48 219L50 218L48 221H50V220H51V217H52L53 220H51V221H53L52 224L54 223V225L47 223L48 221L46 220V223H47L46 225L49 224L50 227H49V226H44V225H45V218L47 219V217H44V221H43V222H44V223H43L44 225L41 224V223H39V226H41V227L38 226V228H40L41 233L39 232V233H40V234H39L38 231H37V234H39L40 236H38V235L35 233L36 235H35L34 238H33V239H35V237H36L35 240L38 242V243L36 242L35 245H34V241H32V240L30 241V243H29V241L27 242V240H30V238L32 239V237H33V236H32V234H33L32 231H33V230H32L31 228H29L30 226H29V227H26V221L28 220V219H27V216H26V218H25V219H26L25 221H24V220H21V221L18 222V223L20 224V226L23 225V224H25L24 226H25L26 228L30 229V230H29L30 233H27V232H26L28 229L26 230V228H25L24 226L20 227L21 229H22V228L24 229V230H23V229L21 230V229L19 228V224H18V223H12V222L17 221V220H19V219H15V220H13L12 222L9 221V220H10V218H9V213L6 212ZM20 210H21V211H20ZM22 210H23V211H22ZM25 210H27V211H25ZM28 210H29V211H28ZM61 210H62V211H61ZM73 210H74V211H73ZM92 210L95 212L94 215H93V216H94V219H97V218H95V216L98 217V214H99V213L101 214L102 208H100L101 211H98L99 213L95 211V210H97L96 208H95V210H94V209H92ZM98 210H99V208H98ZM113 210H112V211H113ZM79 211H80V210H79ZM93 211H91V216H89V218L93 217V216H92ZM230 211H231V210H230ZM30 212H31V213H30ZM263 212H264V209H263ZM20 213H21V214H20ZM3 214H5V215L3 216ZM42 214H43V215H42ZM95 214H97V215H95ZM102 214L104 215V212H103ZM107 214H108V215H107ZM107 214H105V215L108 217V216H109V213H107ZM263 214H264V213H263ZM67 215H68V216H67ZM69 215H70L71 217H73V218H71ZM89 215H90V213H89ZM1 216H2V217H1ZM66 216H67V220H66ZM81 216H82V215H81ZM14 217H15V218H14ZM41 217H42V218H41ZM101 217L104 218L103 216H101ZM101 217H98V219H101ZM69 218H70V219H69ZM201 218H203L202 213H200V214H196V216H194L193 218H191L189 222H190V224L193 225L194 227H200L201 224H202V221H203V219H201ZM263 218H264V215H263ZM20 219H21V218H20ZM68 219H69L73 224H75L74 227L76 226V228H74V227H70V226L68 225L69 223L71 224V222H69ZM71 219H72V220H71ZM77 219H78V218H77ZM98 219H97V221H96V220H95V221L93 220V221H94V224L97 225V223L100 222V221H98ZM33 220H34V219H33ZM75 220H76V219H75ZM101 220H102V219H101ZM22 221H24L25 223L22 222ZM51 221H50V222H51ZM54 221H55V222H54ZM76 221H77V220H76ZM76 221H75V222H76ZM21 222H22L23 224H22ZM95 222H96V223H95ZM189 222H188V223H189ZM191 222H192V223H191ZM1 223H0V226H1ZM6 223H5V224H6ZM64 223L67 224V229L65 228V224H64ZM5 224L2 223V226H3V228H1V229H2L1 231H2V232H4L3 229H5V228H4ZM10 224H11V225H10ZM40 224H41V225H40ZM56 224H57L58 226H57ZM63 224H64V225H63ZM99 224H100V223H99ZM190 224L188 225L189 227H191ZM14 225H15V226H14ZM55 225H56L57 227H59V225H61V226L63 225L62 227H64V228H61V226H60V228H59L60 230H58L57 228H56V229L54 228ZM78 225H79V227H77ZM88 225H87V226H88ZM2 226H1V227H2ZM43 226H44L45 228H44ZM51 226L53 227V229H52ZM56 226H55V227H56ZM68 226H69L70 228H68ZM71 226H72V224H71ZM92 226H93V227H92ZM188 226H187V229L189 230V227H188ZM42 227H43L44 229H43ZM47 227L50 228L51 230L48 229ZM89 227H90V225H89ZM89 227H88L87 229H89ZM91 227L94 228L95 226H94V225H91ZM91 227H90V228H91ZM194 227H191V228H194ZM14 228H15V229H14ZM18 228H19L21 231H19ZM38 228H36V229L34 230V232H36V230H37ZM77 228H78V229H77ZM84 228H83L82 231H81V230H78L79 232H77V233H78V238H79V239H81V236H82L81 234H83L82 237H84L85 232H86V233H88V232L90 233V231H89L90 229H89V230L86 229V231H85ZM6 229H5V230H6ZM9 229H10V230H9ZM46 229H47L48 231H47ZM62 229H63V230H62ZM68 229H70V231H69ZM80 229H81V227H80ZM94 229H95V228H94ZM185 229H186V228H185ZM187 229H186V230H187ZM13 230H14V232H13ZM31 230H32V231H31ZM43 230H44V231H43ZM45 230L47 231V233L45 232ZM65 230H68V231L65 232L64 234H62L63 231H65ZM91 230L93 231V229H91ZM49 231H50V232H49ZM59 231H62V233L59 232ZM80 231H81V233H80ZM83 231H85V232H83ZM5 232H4V233H5ZM24 232H25V233H24ZM43 232H45L44 234H46V235H45V236H46V238H45L46 240L43 239V238L45 237V236L42 234ZM57 232H59V233H57ZM10 233H14V235L16 236V237L14 236L15 239L12 238L13 236H12V237H9V238H11V239H8L7 235L11 236ZM89 233H88V234H89ZM27 234L29 235V237H30V234H31L32 237L28 238ZM66 234H65V235H66ZM79 234H80V235H79ZM140 234H141V233H140ZM157 234H159V235L161 234V235H162V233H160V232H159V233H155V235H157ZM12 235H13V234H12ZM42 235H43L44 237H43ZM47 235H48V236H47ZM86 235H87V234H85V237H86ZM135 235H136V234H135ZM142 235H143L144 238L142 237ZM155 235H152V236H154V237H152V238H154L155 240H157L156 238H158V237H156ZM0 236H1V235H0ZM2 236L0 237V241L3 240ZM5 236H6L7 238H6ZM79 236H80V237H79ZM127 236H128V235H127ZM127 236H124V237H125V239H129V240H127V241H129V242L126 241L127 243H129V244H127V245H128V250L131 251V252L129 251V253L132 254V253H135V252L137 251V252H136L137 255H140V252L143 250V248H141V247H144V246H142V245H144V244L147 242V241H145V242L143 241V239H145L144 233H142L141 235H139V233H137V236H134V234H133V235H132V234L129 235V237H127ZM133 236H134V237H133ZM40 237H43V238H40ZM135 237H136V238H135ZM155 237H156V238H155ZM159 237H160V236H159ZM16 238H17V239H16ZM7 239H8V241L10 240L11 243H10V242L8 243ZM18 239H19V242H20V243H18V242L16 241V240H18ZM24 239H26V240H24ZM49 239H50V237H49ZM114 239H115V238H114ZM133 239H134L135 241H134ZM146 239H147V238H146ZM146 239H145V240H146ZM241 239H242V240H245L244 238H241ZM241 239H240V242H241ZM13 240H15V242H12ZM21 240H23V243H21ZM111 240H112V241H111ZM111 240L108 242V245H109V246H108V245H107L108 247L106 246L107 250L110 249L109 252H110L111 254L108 253V251L105 249V247H104V249H99V248H98L99 251H98L97 249H95V250L93 249V252H92V253H88L90 258H89L88 256H86V255H88V254H84V255H83V254H80V256L77 255V256H79V257H77V256H76L77 258L74 257V258H75V261H77L76 263L73 262L74 259H72L73 261L71 260L70 263L73 262L74 264H78V263H79V260H80V261H81V260H82V261L85 260L84 257H86L85 262H86L87 260H88V261H91V260H96V261H98V260H99L98 258H103L102 256H105L106 253L110 254V255H106V256H105V260H106V258H107V260H108V259L110 258V256H111L112 254L115 255V252L118 251L119 248H120L118 242L116 243V244H118V246L115 245V242H116L117 239L115 240V242H114L113 239H111ZM136 240H137V241H136ZM263 240H264V238H263ZM263 240L261 241V244H262V245H261V244H258V246H259V245H260V246H263L262 248L264 249V243H262ZM142 241H143L144 244L142 243ZM247 241H248V240H247ZM247 241H246V242H247ZM16 242H17L18 250H16V248H17V246H16ZM31 242H32V243H31ZM75 242H76V241H75ZM77 242H78V241H77ZM77 242H76V243H77ZM135 242H136L137 244H136ZM246 242H243V241H242L241 243H242V244H243V243L245 244ZM0 243H1V242H0ZM76 243H74V244H76ZM131 243H132V244H131ZM141 243H142V244H141ZM259 243H260V242H259ZM1 244H2V243H1ZM1 244H0V245H1ZM10 244H11V246H10ZM21 244H22V246H21ZM74 244H73V242H72L70 245H74ZM130 244H131V245H130ZM139 244H140L141 247L139 246ZM37 246H38V247H37ZM115 246H116V248L118 247V249H115ZM129 246H130V247H129ZM136 246H137V247H136ZM193 246H195V245H193ZM19 247H20V248H19ZM113 247H114V248H113ZM139 247H140V248H139ZM198 247H199V246H198ZM198 247H197V248H198ZM2 248H1V249H2ZM4 248H5V249H4ZM192 248H193V247H192ZM194 248H195V249H193V250H195V251H194L195 253L192 251V254H193L194 256H195L198 252L202 253V251L205 249V248L203 247V249L201 250V248H202L201 245H200V247H199V248H200V251L196 250V247H194ZM262 248L260 247L261 251H262ZM12 249H13V248L11 247V249H9V251H11ZM19 249H21V250H19ZM114 249H115L116 251H115ZM131 249H133L134 251L136 250V251H135V252H132ZM139 249H140L141 251H138ZM22 250H23V251H22ZM100 250H101L102 252L104 251L103 253H105V250H106L107 252L105 253V255H104V254L102 255V253H101ZM111 250H112L113 252H112ZM4 251H1V257H3L2 255H4V253H5ZM7 251H8V250H7ZM12 251H13V250H12ZM19 251H20V252L22 251V254H21ZM196 251H198V252H196ZM263 251H264V250H263ZM263 251H262V252H263ZM2 252H4V253H2ZM99 252L101 253L102 256L100 255ZM27 253H30V255H29V254H28V256L25 255V254H27ZM98 253H99V255H98ZM127 253H128V252H127ZM200 253H198L199 256H198V255L195 256V257H197V258H195V259H197V260H195V259L193 258L194 256L192 255V261H193V262L191 261V264H193V263H195V262H196L195 264H197L198 262H200V258H201V257H200L201 254H200ZM263 253H264V252H263ZM18 254L21 255V258L18 257ZM93 254H94V255H93ZM116 254H117V252H116ZM20 255H19V256H20ZM33 255H32V256H33ZM263 255H264V254H263ZM83 256H84V257H83ZM96 256H97V257L99 256V257L97 258ZM100 256H101V257H100ZM107 256H108V257H107ZM9 257H10V256H9ZM80 257H82V258L80 259ZM113 257H114V258H113ZM14 258H15V259H14ZM18 258H20L21 260L18 259ZM27 258H26V259H27ZM83 258H84V259H83ZM22 259H24L25 261L22 260ZM28 259H29V258H28ZM113 259H115V256H112V257L109 259L110 261L108 260V262H110V264H112V263L115 264V262H113ZM193 259H194V260H193ZM103 260H104V259H103ZM103 260L100 259L99 261H103ZM21 261H22V262H21ZM66 261H69V260H66ZM66 261H64V263H65ZM111 261H112V262H111ZM114 261L117 262L116 259H115ZM249 261H250V263H249ZM251 261H252V260H247L246 263H245V262H243V263H245V264H254V263H252ZM70 263L68 262V263H65V264H70ZM73 263H71V264H73ZM79 264H80V263H79ZM107 264H109V263H107ZM116 264H119V263L117 262ZM174 264H176V263H174ZM198 264H199V263H198ZM200 264H201V262H200Z\"/></svg>",
  "mask_w": 264,
  "mask_h": 264
}]
</instances>
